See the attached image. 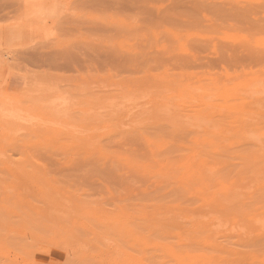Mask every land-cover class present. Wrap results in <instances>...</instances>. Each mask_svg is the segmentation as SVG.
<instances>
[{"label": "rangeland", "instance_id": "obj_1", "mask_svg": "<svg viewBox=\"0 0 264 264\" xmlns=\"http://www.w3.org/2000/svg\"><path fill=\"white\" fill-rule=\"evenodd\" d=\"M0 264H264V0H0Z\"/></svg>", "mask_w": 264, "mask_h": 264}, {"label": "bare ground", "instance_id": "obj_2", "mask_svg": "<svg viewBox=\"0 0 264 264\" xmlns=\"http://www.w3.org/2000/svg\"><path fill=\"white\" fill-rule=\"evenodd\" d=\"M197 6V5H196ZM199 6H201V5H199ZM259 8V7H258ZM200 9H202L201 7H200ZM242 9V8H241ZM197 10H199V7H197ZM204 11V10H203ZM230 11V10H229Z\"/></svg>", "mask_w": 264, "mask_h": 264}]
</instances>
